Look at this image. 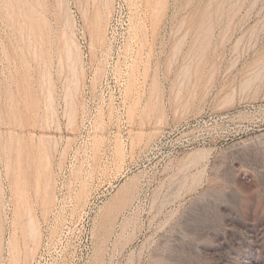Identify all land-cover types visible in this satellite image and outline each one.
Listing matches in <instances>:
<instances>
[{
    "label": "rangeland",
    "instance_id": "374dc122",
    "mask_svg": "<svg viewBox=\"0 0 264 264\" xmlns=\"http://www.w3.org/2000/svg\"><path fill=\"white\" fill-rule=\"evenodd\" d=\"M0 264H264V0H0Z\"/></svg>",
    "mask_w": 264,
    "mask_h": 264
},
{
    "label": "bare ground",
    "instance_id": "6f19581e",
    "mask_svg": "<svg viewBox=\"0 0 264 264\" xmlns=\"http://www.w3.org/2000/svg\"><path fill=\"white\" fill-rule=\"evenodd\" d=\"M70 41V40H69ZM68 42V41H67ZM72 45V44H71ZM64 48V47H63ZM66 49V48H65ZM66 51V50H65ZM71 54V53H70ZM68 55V54H67ZM68 58V57H67ZM28 213V212H27ZM26 215H28V214H26ZM29 218V217H28ZM27 220V219H26ZM29 220V219H28ZM31 220V219H30ZM23 222V221H22ZM24 222H26V221H24ZM32 222V220L30 221V222H27V225H28V233L31 235V234H33V233H35V231H34V225H32V224H34L33 222ZM29 223V224H28ZM28 234V235H29ZM29 235V236H30ZM34 235V234H33ZM36 235V234H35ZM25 236H26V234H25ZM26 237H28V236H26ZM31 237V236H30ZM30 237H28V238H30ZM35 237V236H34ZM34 237H32V238H34ZM30 240V239H29ZM11 242V241H10ZM11 247H12V244H11ZM11 249V248H10ZM13 249V248H12ZM12 259V258H11ZM12 260H14V259H12Z\"/></svg>",
    "mask_w": 264,
    "mask_h": 264
}]
</instances>
